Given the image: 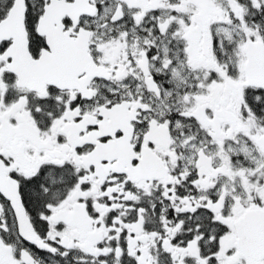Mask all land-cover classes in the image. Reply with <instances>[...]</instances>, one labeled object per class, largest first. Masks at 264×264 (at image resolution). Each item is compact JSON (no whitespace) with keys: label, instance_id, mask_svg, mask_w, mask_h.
<instances>
[{"label":"snow or ice","instance_id":"obj_1","mask_svg":"<svg viewBox=\"0 0 264 264\" xmlns=\"http://www.w3.org/2000/svg\"><path fill=\"white\" fill-rule=\"evenodd\" d=\"M0 264H264V0H0Z\"/></svg>","mask_w":264,"mask_h":264}]
</instances>
